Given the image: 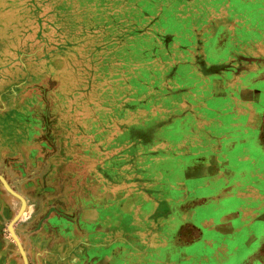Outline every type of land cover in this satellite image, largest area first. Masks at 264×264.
I'll return each mask as SVG.
<instances>
[{"label":"rangeland","instance_id":"1","mask_svg":"<svg viewBox=\"0 0 264 264\" xmlns=\"http://www.w3.org/2000/svg\"><path fill=\"white\" fill-rule=\"evenodd\" d=\"M255 66L264 0H0V264H78L94 208L157 229L161 205L127 213L215 148L196 103Z\"/></svg>","mask_w":264,"mask_h":264},{"label":"crops","instance_id":"2","mask_svg":"<svg viewBox=\"0 0 264 264\" xmlns=\"http://www.w3.org/2000/svg\"><path fill=\"white\" fill-rule=\"evenodd\" d=\"M260 70L255 66L234 83L229 80L218 104L196 103L204 104V110L191 135L201 132L217 145L191 149L186 154L190 165L184 168L185 155H175L161 169L162 174L172 168L173 182L161 180L157 198L145 203L149 212L127 213L128 221H149L161 205L158 228L129 227L119 239L114 216L102 217L94 208L92 224L79 215L78 264H264V88L256 86L264 83Z\"/></svg>","mask_w":264,"mask_h":264}]
</instances>
